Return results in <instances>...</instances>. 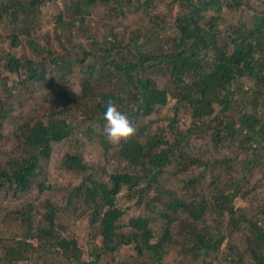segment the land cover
Listing matches in <instances>:
<instances>
[{"label":"trees","instance_id":"1","mask_svg":"<svg viewBox=\"0 0 264 264\" xmlns=\"http://www.w3.org/2000/svg\"><path fill=\"white\" fill-rule=\"evenodd\" d=\"M47 1L51 0H8L6 5L0 2V17L7 14L14 24L20 22L22 25L17 32L29 36L38 9ZM117 1L69 0L57 15L56 25L66 29L78 21L84 23L85 15H89L95 5ZM178 1L188 9V13L177 16L174 21L176 33L171 41V50L159 54L152 49L144 52L143 46L137 45L141 35L133 33L130 43L134 42L137 46L130 47V43L125 45L115 37L109 47H101L103 55L92 57L95 65L88 64L87 69L81 68L86 75L89 73L90 79L98 66L110 85L123 82L118 90L112 92L94 88L86 77L80 82L74 77V64L83 67L91 55L89 52L83 51L82 59H69L59 54L53 56L52 50H43L30 42L33 52L45 56L34 61L29 58L16 59L9 54L5 70L14 74L23 70L25 80L35 87H41L45 94H49V99H53L52 93L63 106L58 107L56 104L48 112L47 118L33 124L23 123L18 127L21 132L17 141L19 154L7 161L6 169L0 165V192L5 190L17 195L31 191L32 182L42 174L41 162L49 161L53 143H61L69 136L72 127L67 118L80 107L85 106L89 121H97L104 128L107 104L114 102L122 113L130 115L137 131L132 138L118 145V156L132 169L131 172L111 175L110 185L94 175H88L66 196L64 208L73 207L76 212L80 211V206L85 208L90 213L89 225L94 238L101 239L99 247L93 246L91 261L81 260L76 240L62 235L64 228L60 223L58 209L46 203L40 224L34 228L30 211L15 212L27 230L20 241H0V264L25 261V255L34 251L28 244L29 240L36 243L39 251H43L39 260L34 261H43L44 264L45 255L49 251H53L55 257H59L64 264H101L104 257L115 256L121 248L130 246L136 252L135 262L144 264L142 258L150 257L153 264H165V256L172 244L179 245L185 256L197 261L218 252L224 240L220 237V230L205 224L206 217L212 216V212L218 216L227 215L232 230L246 227V249L242 257L230 262L239 264L242 258H247L250 264H264V223L248 219L243 210H235L232 203L239 196L238 183L229 189H216L213 186L210 196L214 204L212 207L210 201L202 197L198 201L189 202L174 199L168 206V213L162 215L166 226L159 238L155 237L149 218L131 219L127 225L128 232L120 226L125 214L117 207V200L123 189L128 188L129 200L138 199L137 204L142 205L152 186L158 184L159 177L171 166L175 159L174 150L185 143L194 131L212 129L211 138L215 144L238 136L239 147L252 153L246 168L257 164L264 166V116L253 114L259 106L258 99L250 100L247 92L239 85L242 79H248L264 89V9L252 14L250 26L243 23L229 24L219 30L216 24L221 10L227 8L240 11L242 0ZM209 12L217 15L208 17L206 13ZM65 15L70 16L68 22L64 20ZM8 37L12 47L19 45L18 35L11 34ZM57 39L60 40V37ZM45 57H49L50 67H46ZM162 65L167 66L169 77L160 88L157 81L147 74L153 69L161 70ZM79 84L81 91L78 94L73 87ZM170 101L175 102L174 115L184 110L194 124L183 132L172 128L171 141L161 134L148 131L143 122L157 109L168 106ZM215 107L220 108L222 116L214 113ZM235 109L239 113L238 128H234L232 117L223 116ZM171 122L176 123V119L171 118ZM105 139L103 146L108 153L111 147ZM178 157L181 165L178 173L186 172L194 166L204 167L199 159L187 153L181 152ZM61 169L77 177L90 171L80 157L71 155H65ZM194 182L188 181L187 186L191 187ZM142 184H146L145 188H140ZM38 187L40 195L49 189L41 183ZM154 202L160 203L161 200L155 198ZM180 211L187 216L184 221L176 217ZM81 216L79 213L78 218ZM175 223L182 227L177 241L172 240L171 232ZM227 247L230 252L236 251L231 245Z\"/></svg>","mask_w":264,"mask_h":264},{"label":"rangeland","instance_id":"2","mask_svg":"<svg viewBox=\"0 0 264 264\" xmlns=\"http://www.w3.org/2000/svg\"><path fill=\"white\" fill-rule=\"evenodd\" d=\"M67 1L69 2V0H51L41 5L29 36H22L17 32L22 25L20 22L14 24L7 14H2L0 17V110L3 113L0 117V165L2 169L7 168V161L12 156L16 157L19 154L17 141L20 139L21 132L18 131V127L23 123L33 124L35 121L47 118L48 112L56 104L58 107L63 106L52 93L53 99H49V94H45L41 87H35L25 80L23 70L20 69V75L5 70L4 66L9 54L15 56L16 59L29 58L34 61L45 56L43 53L33 52L30 42L40 46L43 50H52L53 56L59 54L69 59H82L83 51L89 52L91 55L86 59L83 67L74 64V77L79 82L86 77L94 88L112 92L118 90L123 82L120 81L121 83L114 86L110 85L108 79L102 76L98 66L90 79L89 73L86 75L81 68L87 69L88 64L95 65V62L91 60L92 57L103 55L101 47L104 45L109 47L115 37L119 42L129 44L133 33L141 35L137 45H142L144 52L152 49L159 54L162 51L171 50V41L176 33L174 21L177 16L188 13V9L182 7L178 0H118L95 5L90 14L85 15L84 23L78 21L66 29L58 28L55 20ZM0 2L6 5L8 0H0ZM242 2L240 11L227 8L221 10L216 24L217 29L221 30L229 24L243 23L250 26L252 14L264 9V0H242ZM211 15L216 16L217 13H206L208 17ZM64 20L68 22L70 16L65 15ZM11 34L19 36L17 47H12L11 39L8 37ZM59 37L60 40L57 39ZM135 45L134 42L130 43V47ZM48 59L49 57H45L46 67H50ZM160 69H153L147 75L156 80L161 88L169 74L167 66L162 65ZM239 85L244 92H247L250 100L258 99L259 106L253 114L264 116V89L248 79H242ZM73 89L79 94L80 84L74 86ZM174 103L170 101L168 106L157 109L154 114L143 121L148 131L161 134L169 141L173 137L172 128L183 132L194 125L184 110H179V113L174 115ZM214 110L215 114L222 116L220 108L215 107ZM86 111L83 106L70 117L68 116L67 120L72 127L71 133L61 143L52 144L50 159L47 163L41 162L42 174L32 182L31 191L28 194L17 193L15 195L5 190L0 192V241H20L24 238L27 228L16 217V211H30L34 228L40 224L45 213L44 205L49 203L58 209L60 223L64 228L62 235L67 239L76 240L82 261H91L93 246L99 247L101 239L94 238L89 225L90 213H87L85 208L80 206L79 212L73 210V207L64 208L66 196L88 175H94L101 182L110 185L111 175L128 173L132 169L119 158V144L110 143L105 139L102 125L97 121H89ZM223 116L232 117L234 128L240 126L239 113L236 109ZM128 117L132 122L130 115ZM171 118H175L176 123L173 124ZM211 134L212 129L194 131L185 143L175 149L177 152L174 150L175 159L171 166L159 177L158 184L152 186L142 205L137 204L138 199L129 200L128 188L123 189L117 200V207L125 214L120 222V226L125 227L122 228L123 230L128 232L127 225L131 219L145 217L151 219L152 231L155 237L159 238L166 226V220L162 218V215L168 213V206L174 199L189 202L198 201L202 197L210 201L209 205L212 207L214 206L211 199L213 188L228 187L229 189L236 183L239 185V196L232 203L235 210H243L248 219L264 223V166L257 164L246 168L247 162L252 159V153L250 150L239 147L241 145L238 142V136H235L233 140L225 139L215 144ZM104 139L111 147L108 153L103 146ZM181 152L199 159L204 167L194 166L188 168L186 172L178 173L181 169L178 155ZM65 155L80 157L90 171L82 177L65 173L61 169ZM188 181L195 182L188 187ZM39 183L49 187L41 195L38 193ZM145 185L142 184L140 188H145ZM155 198L161 202L155 203ZM147 204L151 206L147 207ZM79 213L82 215L80 218H78ZM178 215L176 217L180 221L187 218L181 211ZM206 219V226L217 228L220 230V237L224 238L218 252L193 261L191 257L183 254L179 245L172 244L165 256V264H232L231 260L236 261L242 257L246 249L245 237L248 235L246 227L242 226L238 231L232 230L225 214L218 216L212 212V216H207ZM171 229L172 240L177 241L182 227L175 223ZM28 244L33 247L34 251H29L25 255V261L13 264H44L43 261L38 263L34 261L39 260L43 251L36 248L34 241L29 240ZM228 245L233 246L236 251L230 252ZM135 260H137L136 252L133 246H130L121 248L115 256L104 257L101 264H139ZM151 260L150 257L142 258L144 264H153ZM45 264L64 263L59 257H55L53 251H49L45 255ZM239 264H250V262L247 258H242Z\"/></svg>","mask_w":264,"mask_h":264},{"label":"clouds","instance_id":"3","mask_svg":"<svg viewBox=\"0 0 264 264\" xmlns=\"http://www.w3.org/2000/svg\"><path fill=\"white\" fill-rule=\"evenodd\" d=\"M104 119L106 124L103 131L110 143L120 144L136 134L137 129L129 120L128 115L122 113L114 102H108Z\"/></svg>","mask_w":264,"mask_h":264}]
</instances>
